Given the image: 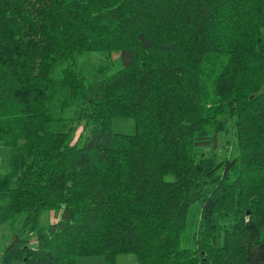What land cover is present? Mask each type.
<instances>
[{"label":"trees","instance_id":"trees-1","mask_svg":"<svg viewBox=\"0 0 264 264\" xmlns=\"http://www.w3.org/2000/svg\"><path fill=\"white\" fill-rule=\"evenodd\" d=\"M0 160V264H264V0H0Z\"/></svg>","mask_w":264,"mask_h":264},{"label":"rangeland","instance_id":"rangeland-1","mask_svg":"<svg viewBox=\"0 0 264 264\" xmlns=\"http://www.w3.org/2000/svg\"><path fill=\"white\" fill-rule=\"evenodd\" d=\"M117 55H113V59H116ZM89 63L90 64H98V57L95 55H90L89 57ZM82 63H85V58L81 60ZM134 125L132 122H129L126 126V129H120V131H126L127 133L133 132ZM81 128H79L72 137V142H75L80 135ZM86 134V133H85ZM231 137L230 134H221L220 141L218 144V149L216 151H212L209 149H205L203 152L207 155L215 154L217 160H223L226 158H230L231 156ZM0 160V166L2 164ZM1 187V186H0ZM1 194V193H0ZM2 204V201H0V205ZM248 213V211H247ZM60 215V211H50L46 212L41 216L40 223L42 226L48 225L49 223H55L58 221ZM9 224L1 223L0 224V250L4 248V245H6L7 241L9 240L11 233L9 230V227L7 226ZM77 264H105V260L103 256H85V257H79L77 259ZM116 264H139L136 257L132 254H121L116 257Z\"/></svg>","mask_w":264,"mask_h":264}]
</instances>
